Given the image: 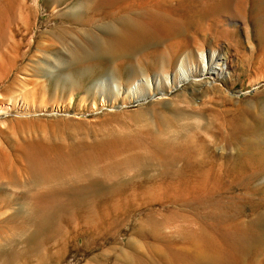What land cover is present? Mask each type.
<instances>
[{
	"label": "bare ground",
	"instance_id": "1",
	"mask_svg": "<svg viewBox=\"0 0 264 264\" xmlns=\"http://www.w3.org/2000/svg\"><path fill=\"white\" fill-rule=\"evenodd\" d=\"M68 1L73 2L47 0L46 4L57 8ZM73 4L74 11L62 21L77 27L61 31L52 27L46 35L42 31L35 34L33 22L40 16L29 0H0V80L10 77L19 61L53 54L56 42L64 44L77 36L76 47L60 61L68 68L56 85L87 92L90 97L94 89L102 95L125 94L132 84L143 86L145 77L139 75L149 71L158 86L166 76L171 87L192 81L216 90L213 82L229 83L235 74L228 48L214 45L221 38L233 44L240 29L234 20L253 24L263 32L264 40V0H74ZM230 24L236 29L225 28ZM52 66L56 71L58 65ZM206 103H216L215 96ZM261 118L257 125L264 126V114ZM257 125L236 120L226 132H216L221 128L212 125L216 144L237 140L243 144H238L243 150L236 149L231 156L224 147L212 155L211 144L191 123L179 127L185 134L197 133L196 145L188 142L187 134L155 139L145 152H132L122 142L68 148L29 145L16 175L10 170L5 176L0 165V179L7 178L25 190L14 198L12 204L18 208L8 218L20 235L7 246L0 245V264H19L31 258L38 264H53L43 248L56 240L67 249L70 233L79 232L80 225L71 226L73 220L89 233L84 244L92 239V249L100 246V237L113 238L121 229L119 220L131 216L126 212L131 210L130 202L123 195L128 187L134 189L132 201L137 206H172L170 222L178 220L175 225L181 231L171 228L172 237L162 240L166 253L161 256L154 237L153 245L151 238L145 239L146 253L128 242L131 251L95 257L99 264H264V158L256 156L264 152V139H258ZM247 134L253 136L248 142L242 139ZM127 168L134 175L126 179ZM152 171L157 175H150ZM187 171L196 174L194 180L185 177ZM157 219L156 214L146 222L158 230Z\"/></svg>",
	"mask_w": 264,
	"mask_h": 264
},
{
	"label": "rangeland",
	"instance_id": "2",
	"mask_svg": "<svg viewBox=\"0 0 264 264\" xmlns=\"http://www.w3.org/2000/svg\"><path fill=\"white\" fill-rule=\"evenodd\" d=\"M31 1H33V5ZM46 1L29 0L30 5L38 11L40 16L35 20V23L33 22L36 25L35 34L38 31H42L43 34L48 35V31L52 27L59 29V31L67 27H73L62 21V17L74 11V0L73 2L70 1L71 4L68 1V5L65 4L63 7L57 8L56 6L47 7ZM40 10H42L41 13ZM52 14L54 17L51 16ZM248 24L244 25L242 21L234 20L233 25L240 29L237 31L233 44L231 40L230 42L229 40H223V38H221V41L220 39L214 41V45L218 44L219 48H228L230 51L229 55L233 57V66L235 68L233 70L235 73H233L234 77L231 78L229 83H226V81L225 83L224 81L213 82V85L217 86L216 90L210 89L206 83L194 82L193 84L192 81L181 83L177 87H171L170 80L164 75L161 80L162 84L158 86L149 71L139 75L140 77H145V82L148 80L143 83V86L134 87V84H132L129 86V91L125 94H117L111 91L102 95L98 93V89H94L95 95L90 97L87 92H77L73 88L65 87L62 84L56 85L57 79L58 81L59 79L61 82L63 81L62 77L66 74L65 71L68 65L66 66V62L61 63L68 58L70 51L79 42V37L77 36L74 37L73 41L64 44L56 42L57 48L53 54H40L38 55V60L34 59V61H30L28 58L19 61L12 70L13 72L11 71L8 74L11 76L7 75V78L4 77L0 80V165L5 168V176L9 175L10 170H13L14 175H16V167L22 165L23 154L31 144L41 147L68 148L77 145L89 146L90 144L92 146L99 142H122L127 146L130 145L132 152H137V150L138 152H145L149 149V144L155 139L176 138L182 136L181 134L188 135L189 143L198 144L196 132H186V135L185 131H181V127L186 125V123H190L191 118L196 115H200L208 122L211 120L210 123L212 125L221 128L215 130L216 132H226L236 120L239 121L241 119L247 120L251 125H257V122H260L261 116L263 117L264 114V40L263 32L258 30L253 24ZM45 25H47L46 28ZM233 25L230 24L225 26V28L235 30L236 28ZM33 35L32 33L31 37ZM235 42L238 43L236 44ZM233 45L237 46V48ZM52 64L54 66L58 65V69L55 67L57 72ZM50 65L54 71L51 70ZM17 72L19 73L17 74ZM213 96H215L216 103L203 104V102H207ZM257 127L260 128L258 139L262 140L264 139V126H259L258 123ZM176 128L178 129L177 131ZM171 132L172 134H170ZM242 139L248 142L253 139V136L247 134ZM233 143L228 142L224 145L218 141V144H215L216 146L211 145L210 153L216 156L219 154L218 149L222 147L226 149L225 154L227 153L229 156L237 150H243V148L240 149V145L238 146V144H242L240 141H233ZM259 154H256V156L264 158L263 151ZM197 158H202V155H198ZM181 165H183L182 162L179 165L177 164L178 167H181ZM126 172V179L134 175L131 168H127ZM150 175L154 177L157 172L152 171ZM195 176L194 172L187 171L185 177H190L188 179L194 180ZM140 179L144 180L145 178L142 176ZM24 191V189L13 184L11 180L7 178L0 179L1 246H7L11 240L18 239L20 235L18 228L11 224L8 218L18 208L12 204L14 198ZM123 195L130 202L131 210H126V212L130 213L131 216L129 219L125 217V220L122 218L119 220L121 229L115 234L117 236L114 235L113 237L115 242H108L112 241L113 238L111 237L108 238L109 240L100 237V246L92 249V239L89 241L90 243L84 244L89 233L84 230L78 220H73L71 226L80 225L79 232L70 233L69 241H71L67 249H62L56 240L49 242L43 248L45 253L49 252L53 264H99L94 260L95 257L112 256L115 251H131L126 246L128 242L137 245L141 252L146 253L145 239L151 238L149 242L153 245L155 242L154 237H157V246H155L158 249L157 254L161 256L166 253L162 240L165 241L166 238L172 237L170 235L172 227L181 231L179 225H175L179 223L178 220L170 222L172 221L169 219L172 216L170 212L172 211V206L166 204L162 207L159 203L137 206L132 201L134 195L133 187L126 188V192ZM152 196L156 195L153 193ZM156 214L157 220L160 221L155 223L159 225L158 230L157 228H152L149 225L151 224L150 222H146L151 216ZM142 221L145 222L142 224ZM183 226L184 224H181V228ZM59 254L62 256L59 257ZM19 264H38V261L34 260V258L21 259Z\"/></svg>",
	"mask_w": 264,
	"mask_h": 264
},
{
	"label": "clouds",
	"instance_id": "3",
	"mask_svg": "<svg viewBox=\"0 0 264 264\" xmlns=\"http://www.w3.org/2000/svg\"><path fill=\"white\" fill-rule=\"evenodd\" d=\"M189 122L194 125L196 132L200 136H202L209 144H216V138L213 134V126L210 122L199 116L191 118Z\"/></svg>",
	"mask_w": 264,
	"mask_h": 264
}]
</instances>
